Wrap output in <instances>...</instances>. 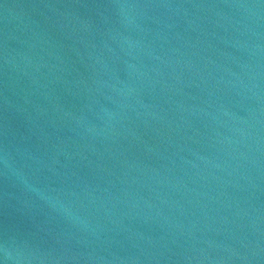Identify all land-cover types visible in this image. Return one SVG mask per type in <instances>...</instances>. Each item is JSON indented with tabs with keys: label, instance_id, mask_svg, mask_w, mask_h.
Listing matches in <instances>:
<instances>
[{
	"label": "water",
	"instance_id": "water-1",
	"mask_svg": "<svg viewBox=\"0 0 264 264\" xmlns=\"http://www.w3.org/2000/svg\"><path fill=\"white\" fill-rule=\"evenodd\" d=\"M0 264H264V0H0Z\"/></svg>",
	"mask_w": 264,
	"mask_h": 264
}]
</instances>
